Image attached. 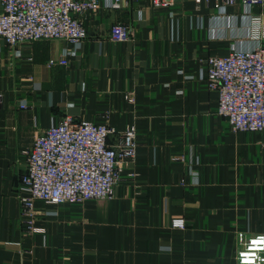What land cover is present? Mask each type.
Wrapping results in <instances>:
<instances>
[{
	"label": "crops",
	"instance_id": "crops-1",
	"mask_svg": "<svg viewBox=\"0 0 264 264\" xmlns=\"http://www.w3.org/2000/svg\"><path fill=\"white\" fill-rule=\"evenodd\" d=\"M214 2L122 0L81 15L87 35L74 43L0 38V264H237V231L264 233V131L230 129L201 63L258 41L240 1ZM250 13L264 22V4ZM116 21L127 39L109 38ZM65 114L134 125L135 159L110 198L35 200L45 232L30 233L17 192L24 151Z\"/></svg>",
	"mask_w": 264,
	"mask_h": 264
},
{
	"label": "built area",
	"instance_id": "built-area-1",
	"mask_svg": "<svg viewBox=\"0 0 264 264\" xmlns=\"http://www.w3.org/2000/svg\"><path fill=\"white\" fill-rule=\"evenodd\" d=\"M122 0H0V38L8 45L39 39H62L70 43L86 38L81 15L100 6L118 10ZM182 0H150L164 8ZM200 3L202 0H193ZM207 2L209 0H206ZM240 1L247 10L249 31L258 41L251 50L231 49L227 54H210L201 63L206 86L217 92V113L233 131H264V22L250 13L264 0H215L214 7ZM130 30L120 21L110 28V39L122 41ZM65 55V53H63ZM66 64L50 58L48 64ZM23 106V105H21ZM112 137V140L109 138ZM137 131L105 123L76 120L69 114L51 123L24 151L25 167L17 186L20 215L25 230L44 233L35 225L34 201L77 205L90 199L110 198L121 178L125 163L135 159ZM132 174V173H130ZM171 227L183 229L185 220L173 218ZM237 264H264V233L237 231Z\"/></svg>",
	"mask_w": 264,
	"mask_h": 264
}]
</instances>
